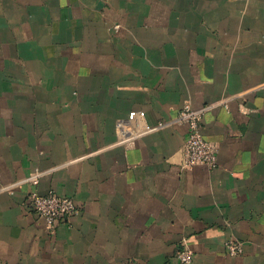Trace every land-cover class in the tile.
Returning a JSON list of instances; mask_svg holds the SVG:
<instances>
[{"label": "crops", "instance_id": "1", "mask_svg": "<svg viewBox=\"0 0 264 264\" xmlns=\"http://www.w3.org/2000/svg\"><path fill=\"white\" fill-rule=\"evenodd\" d=\"M185 103L209 106L214 166L184 165ZM34 192L79 211L47 221ZM184 245L264 264V0H0V264H183Z\"/></svg>", "mask_w": 264, "mask_h": 264}, {"label": "built area", "instance_id": "2", "mask_svg": "<svg viewBox=\"0 0 264 264\" xmlns=\"http://www.w3.org/2000/svg\"><path fill=\"white\" fill-rule=\"evenodd\" d=\"M208 108L209 106L194 107L191 103H185L180 110L178 119L186 122L189 127L183 143L185 166L207 165L211 167L217 162V146L204 135L203 113ZM41 174L42 171H35L26 180L38 183ZM30 200L36 213L50 222L67 220L69 216L79 211V206L70 195H60L56 192L48 194L34 192ZM226 244L232 255L243 251L242 242L238 240L230 239ZM176 256L183 264H190L194 251L188 245H184L178 250Z\"/></svg>", "mask_w": 264, "mask_h": 264}]
</instances>
